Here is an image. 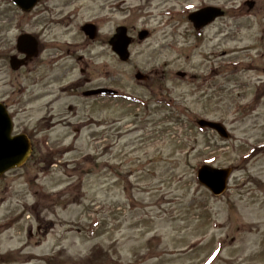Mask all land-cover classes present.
Returning <instances> with one entry per match:
<instances>
[{
    "label": "rangeland",
    "instance_id": "obj_1",
    "mask_svg": "<svg viewBox=\"0 0 264 264\" xmlns=\"http://www.w3.org/2000/svg\"><path fill=\"white\" fill-rule=\"evenodd\" d=\"M204 7L224 17L195 31ZM21 33L45 50L31 73L0 62L13 134L33 143L0 177V264H264V0H0V46ZM97 88L116 94L83 95ZM201 166L231 169L222 196Z\"/></svg>",
    "mask_w": 264,
    "mask_h": 264
},
{
    "label": "water",
    "instance_id": "obj_2",
    "mask_svg": "<svg viewBox=\"0 0 264 264\" xmlns=\"http://www.w3.org/2000/svg\"><path fill=\"white\" fill-rule=\"evenodd\" d=\"M39 0H13L23 10L32 9ZM252 3L249 7H252ZM222 16V12L219 9L207 7L189 16V20L193 23L196 30L211 23L215 18ZM82 31L90 38L94 39L96 35V27L90 24H86L82 27ZM146 32L143 31L139 34V39H143L146 36ZM131 39L126 36V29L124 27H118L115 31V35L109 40V45L112 51L119 57L121 61H126L129 57L128 46L131 43ZM36 40L28 35L19 37L17 47L25 50L31 56H36ZM24 47V49H23ZM14 59L11 61L13 69H18L21 63L14 64ZM137 79H141L140 75L136 76ZM102 91L96 90L86 95L101 93ZM198 124L202 127H207L216 131L220 136L226 138L227 134L224 128L213 122H207L201 120ZM12 120L8 115L5 107L0 104V176L6 172L21 167L29 158L32 149L31 143L28 137L24 134L12 136ZM230 169H213L207 166H203L198 170L197 178L199 182L207 187L214 195H219L225 190Z\"/></svg>",
    "mask_w": 264,
    "mask_h": 264
},
{
    "label": "flooded vegetation",
    "instance_id": "obj_3",
    "mask_svg": "<svg viewBox=\"0 0 264 264\" xmlns=\"http://www.w3.org/2000/svg\"><path fill=\"white\" fill-rule=\"evenodd\" d=\"M42 2V0L38 3V5ZM17 9V8H16ZM22 35H29L30 37L34 38L36 40V51H37V55L36 56H31L30 54H28L25 50L19 49L17 47V40L19 38V36ZM46 48V47H45ZM24 49V47H23ZM56 50H58V48H55ZM44 47H41L39 38L34 35V34H30V33H21L20 35L17 36L16 41L12 42L10 46L4 47V46H0V62H4L3 66H8L9 70L13 73L16 74L17 76L26 71L29 70V73L32 72L33 68L35 67V64H37L38 61V57L40 56V54L44 51ZM51 57V56H50ZM49 57V61L50 64L52 63V61L55 62L54 59ZM60 58V57H59ZM12 59H14V64H18L21 63L20 67L18 69H13L11 66V61ZM79 60L82 59V57L78 58ZM58 61V59L56 60V62ZM53 62V63H54ZM81 74H83V72L81 71ZM147 80V78H146ZM88 81V80H87ZM90 82V80H89ZM80 82H77L76 84H73L72 86H75L74 88H77V86L79 85ZM51 83H48V85H50ZM88 92V91H86ZM83 92V95L84 93ZM74 96H77V94L74 92L73 93ZM3 102H0L7 110L10 106L15 105V104H8L7 101L2 100ZM69 110H74L73 107L69 106L68 107ZM37 230H39V228H37Z\"/></svg>",
    "mask_w": 264,
    "mask_h": 264
},
{
    "label": "snow or ice",
    "instance_id": "obj_4",
    "mask_svg": "<svg viewBox=\"0 0 264 264\" xmlns=\"http://www.w3.org/2000/svg\"><path fill=\"white\" fill-rule=\"evenodd\" d=\"M189 7H192V5H189Z\"/></svg>",
    "mask_w": 264,
    "mask_h": 264
}]
</instances>
